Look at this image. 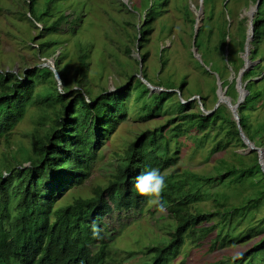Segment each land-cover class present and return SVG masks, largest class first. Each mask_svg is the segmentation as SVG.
I'll list each match as a JSON object with an SVG mask.
<instances>
[{
    "label": "trees",
    "instance_id": "1",
    "mask_svg": "<svg viewBox=\"0 0 264 264\" xmlns=\"http://www.w3.org/2000/svg\"><path fill=\"white\" fill-rule=\"evenodd\" d=\"M62 1L44 0L42 3L40 0H24V3L33 18L31 26L38 30L31 37L33 43L30 42V46L39 57L55 58V68L63 89H59L54 71L40 62L26 67L20 74L15 71L0 72V145L10 147L15 126L30 110L35 115L33 127L26 134L30 146L21 144L12 151L13 157L4 154L0 159L6 162V166L0 168V264H175L181 253L186 254L183 249L187 241L201 245V239H206L214 231L215 224L209 222L210 218L223 214L220 210L205 213L194 210L192 202H197L199 198V195H192L194 189H189L188 195L180 188L172 192L174 197L164 205L174 211L176 222L172 223L171 230L163 235L161 241H153L140 250L120 251L115 248L125 224L118 221L117 227L113 226L112 221L115 216L121 220L125 212L144 210L150 199L135 191L134 178L152 167H158L163 172L176 164L180 139L185 133L201 130L196 135L200 134L202 141L204 137L213 138L217 145L208 147L213 154L222 150L225 140L234 137H238L241 145L246 146L237 122L230 121L226 104H220L213 114L207 115L201 109L192 110L195 100L184 103L179 93L186 100L193 97L185 96L189 83L186 74L179 81L171 80L167 75L160 78L159 75V81L154 82L149 76L145 63L150 51L146 43L158 20L163 32H171V19L168 16L165 17L167 19H160V16L172 7V0H140L132 5L126 3L144 18L139 24L138 34L129 35L126 32L127 38L140 50L143 62L139 59L134 61L143 65V77L152 85L163 87V90L151 92L141 77L130 74L125 87L115 91L103 88L95 93L89 80L90 48L81 42L75 54L78 68L74 82L77 88H65L71 72L70 62H64L70 52V38L66 35H75L79 28L76 25L78 18L62 10ZM173 1L177 11L185 8L182 15L192 24L194 35L197 17L193 10L189 4L182 6L181 1ZM224 1L227 10L230 0ZM257 1L246 0L245 4L255 5ZM215 3L216 0H203L204 17L196 36V47L199 53L204 48L207 55L218 51L223 62H229H225V68L230 65L239 74L245 64L243 56H237L245 51L248 36L245 19L237 21V33L240 35L239 38L234 37L229 29L230 13L229 18L225 15L221 22L211 23ZM40 5L43 7L39 8ZM56 14L59 15L50 22V17ZM37 24L43 26L38 27ZM127 24L135 25L131 22ZM253 25L255 33L250 41L249 59L252 62L261 60L243 74L242 82L246 83L248 94L238 111L244 132L256 146L261 147L264 146V119L253 122L252 112L248 110L257 109L260 98L264 104V88L260 87L264 84V74L259 81L255 79L261 75L264 67L261 63L264 59V0L259 2ZM215 33L217 42L211 45ZM119 42L124 44L125 52L130 55L132 47L122 39ZM168 49L165 45L159 51L162 71L168 61ZM222 85L224 88L229 86V95L230 85L226 82H222ZM233 85H236V81ZM171 95L177 96L179 115L160 126L141 130L123 153L116 154L113 174L107 184L94 187L89 196L72 195L70 200L64 199L69 189L81 184L91 174L106 139L125 118L127 113L122 109L130 97L143 100V110L149 105L160 106L162 101L159 99L166 100ZM235 96L231 95L234 100ZM200 97L206 109L213 108H208L204 97ZM158 111L155 109L152 112ZM140 113L142 119L153 117L151 112ZM147 115L149 117L144 118ZM212 131L213 135L210 134ZM232 157L230 160L222 158L211 178L219 182L236 173L237 180L249 179L255 190L254 197L249 201L257 206L264 203V171L258 152L252 150L246 154L233 151ZM191 180L188 182L193 187L197 186L196 182H201L199 177H191ZM200 198H204L203 194ZM94 225L102 229L98 235L93 234ZM200 233H203L201 238ZM231 239L234 241V237ZM262 246L264 235L252 247V251Z\"/></svg>",
    "mask_w": 264,
    "mask_h": 264
},
{
    "label": "rangeland",
    "instance_id": "2",
    "mask_svg": "<svg viewBox=\"0 0 264 264\" xmlns=\"http://www.w3.org/2000/svg\"><path fill=\"white\" fill-rule=\"evenodd\" d=\"M40 1L44 2V0ZM137 1L140 0L62 1V10L66 11V14H71L73 18H78L76 25L79 28L75 35L72 36V33L66 35L70 38L68 42L70 52L64 62H70L71 72L70 76L67 77L65 88L71 90L77 88L74 76L78 68L75 54L79 42L88 44L90 48L89 80L95 93L103 88L115 91L117 88L125 87L130 74L140 77V70L143 69L140 50L126 35V32L129 35L138 34L139 24L144 19L139 11L132 10L133 7L126 4L128 2L132 5L133 2L137 3ZM179 1L182 2V6L189 4L195 17H198V9L201 6L204 8L203 0ZM245 2L246 0H230L227 11L225 10L226 2L216 0L214 19L211 23L221 22L225 15L229 18L228 13H230L232 17L229 18V29L234 33V37L239 38L240 34L237 33L239 24L237 21L242 18L245 19V31L248 33L250 12L254 4L246 5ZM69 4L70 6H68ZM171 4L174 8L170 7L167 12L160 16V19H167L165 18L167 16L171 19V32H163L160 20H158L154 23L150 32L149 42L146 43L150 51L145 63L148 74L154 82L159 81V75H161L160 78L167 75V78L179 81L186 74L189 83L185 89V96H203L207 107L214 108L218 102L219 80L230 85L229 95H227L229 97L231 95L235 96V92L238 93V88L237 84L235 86L233 84L238 73L233 71L230 65L225 68V62H229H223L218 51L207 55L203 48L200 50V56L193 53V26L182 15L185 14V8L183 7L180 12L175 8V1L172 0ZM42 7L40 5L39 8ZM257 10L254 11L253 17ZM58 15L50 17V22ZM202 18L200 15V22ZM32 19L24 0H0V72L15 71L20 74L26 67L34 66L39 62L44 65L51 58H54L53 56L39 57L34 54L30 42L33 43L31 37L36 35L38 30L31 26ZM127 22L135 25L130 26ZM37 26L42 27L43 25L37 24ZM120 39L132 47L130 55L125 52L124 44L119 42ZM216 42L217 34L215 33L211 45ZM165 45L169 47L166 54L168 61L162 71L159 51ZM239 55L244 56V52H239L237 56ZM134 59H139L141 63H135ZM260 60L251 62L247 69H250L253 64ZM261 63L264 64V59ZM137 68H139L138 72ZM122 72L124 73L122 74ZM263 74L264 67L261 69V75L255 79L259 81ZM58 86L59 89H63L61 80L58 81ZM260 87L264 88V84H261ZM151 92L148 94L149 96ZM235 97V100L231 97L233 102H237L239 93ZM182 98L186 100L184 97ZM87 99L91 100L89 96ZM261 99H258L260 101H258L257 109L248 110L252 112L253 122L264 119V104ZM159 100L162 101L160 106L157 104L154 106L149 105L143 110H141L143 100H137L136 96L130 97L125 102L122 111L127 114L110 137L106 139L103 149L100 150L98 158L93 164L91 174L81 184L69 189L64 199L70 200L72 195L89 196L93 193L94 187L107 184L113 174L116 154L123 153L130 141L141 130L160 126L165 124L168 119L179 115L176 95L168 96L166 100ZM194 100L192 110H198L201 109V106H204L202 102L204 100L201 97ZM155 109L159 111L153 113L152 111ZM32 111L30 110L15 126L10 147L6 144L0 145V159L4 154L11 156L12 151L21 144L30 146L26 134L34 124L35 115L32 114ZM140 112L144 114L151 112L153 117H151L152 119H142V113ZM229 112L230 121H235L230 108ZM148 117L147 115L144 118ZM200 132L201 130H195L194 133H185L181 137L180 153L177 155L176 164L163 171L166 174L167 187L161 193L159 203L155 202L154 199H150L142 212L134 210L125 212L121 220L115 216L112 221L113 226L118 227V221H123L125 224V230L117 238L115 248L120 251L140 250L146 244L156 240L161 241L162 237L164 238L167 235V231L171 230L172 223L176 222L174 211H171L164 203L172 200L174 197L172 192L177 188L182 189L185 195L189 194V189H194L192 195H199L198 201L192 202L194 210H202L203 213L220 210L223 214L210 218L209 222L212 225L215 224L213 226L214 231L206 239H201V245L187 241L183 249L186 254L181 253L175 264H264V246L259 250L254 249L252 251V247H255V244L264 235V203L262 202L257 206L249 201L255 194L254 187L250 185L249 179L246 181L237 180L236 173L219 182H215L211 178L212 173L215 174V166L222 158L230 160L233 158V151L248 154L252 150L247 149V146H242L238 137H234L231 140H225L222 143V150L213 154L208 147L217 145L214 144L216 141L213 138L208 139L205 137L202 141L199 138L200 134L196 135ZM210 134L213 135V131ZM261 147L264 148V146ZM20 156L23 157L22 154ZM11 160L14 162L13 158ZM5 166L6 162L0 161V168ZM4 175H7V173L4 172ZM191 177H199L201 182H196L197 186L193 187L188 182ZM201 194L204 198H200ZM161 203L163 207L159 206ZM202 234L200 233L199 238ZM232 237H234V241L231 239Z\"/></svg>",
    "mask_w": 264,
    "mask_h": 264
},
{
    "label": "water",
    "instance_id": "3",
    "mask_svg": "<svg viewBox=\"0 0 264 264\" xmlns=\"http://www.w3.org/2000/svg\"><path fill=\"white\" fill-rule=\"evenodd\" d=\"M261 0H258L257 3L254 5V7L252 8L251 12H250V21H249V30H248V36H247V41H246V44H245V51H244V61H245V64H244V67L240 70L238 76H237V79H236V84H237V88H238V93H239V98L237 100V102H233L231 97H229L227 95V87H223L222 85V81L219 80V87H218V102H217V105L213 108V109H206L204 106H201V110L207 114V115H211L214 113V111L217 109V107L224 103L226 104L231 112H232V115L235 119V121L237 122V125H238V128H239V131H240V135L243 139V141L245 142L246 146H247V149H250V150H256L258 152V155H259V163L260 165L262 166V169L264 171V148L262 147H258L256 146L250 139L249 137L246 135V133L244 132L242 126H241V118H240V114H239V111H238V108L240 106L241 103L244 102L247 94H248V90L246 89V83L244 84L242 82V77H243V74L245 73V71L247 70L249 64L252 62L250 59H249V54H250V41H252L254 39V33H255V30H254V25H253V13L254 11H256L258 9V5H259V2ZM200 15H201V18L203 17L204 15V9L203 7L201 6L199 9H198V17L196 19V23H195V27H194V35H193V53L197 56H200L199 52H198V48L196 47V36L198 34V30L201 26V22H200ZM45 66H48L49 68H51L54 73H55V76L57 78L58 81H60V76L55 68V58H51L50 61L46 64H44ZM142 79V81H144L148 87L152 90V91H160V90H163V88L161 87H158V86H155V85H152L146 78H144L142 76V70H140V75H139ZM170 90H174V89H170ZM182 101L184 103H188V102H191L193 101L194 99H196L197 97H200L199 95L197 96H194L190 99H188L187 101L186 100H183L182 98V95L181 93H179ZM202 105V104H201Z\"/></svg>",
    "mask_w": 264,
    "mask_h": 264
},
{
    "label": "clouds",
    "instance_id": "4",
    "mask_svg": "<svg viewBox=\"0 0 264 264\" xmlns=\"http://www.w3.org/2000/svg\"><path fill=\"white\" fill-rule=\"evenodd\" d=\"M135 191L141 196H146L149 199H154L155 202L159 203L161 199V193L165 191L166 174L161 172L158 167H152L140 175L134 178ZM163 207V204H159ZM102 229L96 225L93 226V234L98 235Z\"/></svg>",
    "mask_w": 264,
    "mask_h": 264
}]
</instances>
